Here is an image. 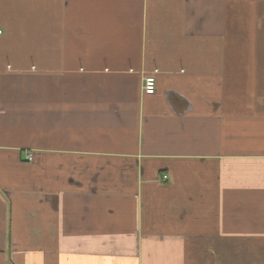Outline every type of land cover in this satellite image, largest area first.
<instances>
[{"label": "crops", "instance_id": "obj_1", "mask_svg": "<svg viewBox=\"0 0 264 264\" xmlns=\"http://www.w3.org/2000/svg\"><path fill=\"white\" fill-rule=\"evenodd\" d=\"M0 264H264V0H0Z\"/></svg>", "mask_w": 264, "mask_h": 264}, {"label": "built area", "instance_id": "obj_2", "mask_svg": "<svg viewBox=\"0 0 264 264\" xmlns=\"http://www.w3.org/2000/svg\"><path fill=\"white\" fill-rule=\"evenodd\" d=\"M156 90H157L156 77L153 75H149V76L147 75L144 79V92L146 94H154L156 93Z\"/></svg>", "mask_w": 264, "mask_h": 264}]
</instances>
